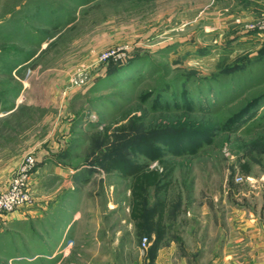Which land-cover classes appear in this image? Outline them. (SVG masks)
<instances>
[{
	"label": "rangeland",
	"instance_id": "obj_1",
	"mask_svg": "<svg viewBox=\"0 0 264 264\" xmlns=\"http://www.w3.org/2000/svg\"><path fill=\"white\" fill-rule=\"evenodd\" d=\"M261 18L264 0H0V172L9 174L0 186L28 153L72 170L47 183V195L78 196L70 238L119 241L115 264L138 263L149 248L142 237L154 245L155 235L145 219L136 225L133 179L108 168L105 151L178 122L224 125L250 105L234 131L197 138L196 154L156 142L171 163L160 192L170 264H209L226 245L240 256L245 227L264 224V150L250 149L264 142ZM178 104L192 110L182 115ZM148 153L133 161L161 171ZM147 198L150 208L154 187ZM0 220V264H17L33 225Z\"/></svg>",
	"mask_w": 264,
	"mask_h": 264
},
{
	"label": "crops",
	"instance_id": "obj_2",
	"mask_svg": "<svg viewBox=\"0 0 264 264\" xmlns=\"http://www.w3.org/2000/svg\"><path fill=\"white\" fill-rule=\"evenodd\" d=\"M38 164L36 163L37 167L31 178L35 203L19 213L9 214L6 218H2L6 219V224L31 222L33 225L32 241L26 244L28 252L17 253L13 257L15 262L17 264L19 262L28 264H115L121 242L75 241L70 238L72 228L78 223L80 217L81 205L78 196L68 192L57 196H55L56 192H49L47 195V190H50L51 186L47 185L48 182L53 183L54 177L67 178L73 171L64 166L54 168L53 165H47L51 163H46L44 160ZM5 171L0 172V178H9V174L6 175ZM74 180L75 185L82 181L78 177ZM68 190L71 191V189ZM245 228L249 231L241 234L243 253L238 256L233 251L232 245H229L230 249L226 245L224 255L220 259L210 261L209 264H264V224ZM152 243L153 241L149 242L145 255L139 257L138 263L137 258L134 264H170L167 249H170L169 245L173 242L169 245L167 242L151 245ZM177 261L179 264H190L185 256H181Z\"/></svg>",
	"mask_w": 264,
	"mask_h": 264
},
{
	"label": "trees",
	"instance_id": "obj_3",
	"mask_svg": "<svg viewBox=\"0 0 264 264\" xmlns=\"http://www.w3.org/2000/svg\"><path fill=\"white\" fill-rule=\"evenodd\" d=\"M183 97H185V95H183ZM183 106L184 107H180L178 104L179 108H183L182 115L192 110L191 106L188 104H184ZM249 107L250 105L244 108V110H241L239 114L231 118V122H227L224 125H216L206 122L194 127L190 126L186 121L178 122L177 128L170 129L169 125H166L167 127L165 128H153L145 131L144 134L129 137V139L122 142L121 145L112 146L108 151H105L104 156L107 158L105 157L103 162H107L105 164L108 168H111L109 166H112L119 169L122 174L130 175L132 177V182L134 184L132 198L136 199L132 206V212L134 218L138 220L136 225L145 228L146 224L142 219L146 220L148 223L147 226L151 225L148 232L154 233V244L160 243L164 235V227L161 224V218L164 213L163 209L165 203L163 195H160V192L169 185L168 182L165 183L162 180L167 178V175L171 170V163L168 161L169 159L164 158L165 150L157 146L156 142H162L163 145L170 146L168 152L172 155L181 156L186 153L192 155L196 154L198 152L197 148L201 143L198 144L197 138L204 137L205 141H208L207 143H209L210 136L215 135V131H234L237 126H240L239 123L241 122V118L244 114L248 113L247 111ZM186 145L192 146V149L185 150L183 147ZM259 148L264 150V142L255 140L250 143L251 150H259ZM144 151L149 152L147 154L148 159H157L159 161L162 165L161 171L156 169L148 170L145 168L146 166L144 164H137L133 161L135 155L143 153ZM131 154H133L132 157L129 156ZM151 186L154 187L155 202L152 207L148 208L146 202L148 199V188ZM155 214L158 215V220L154 224L155 229H152V220L155 217Z\"/></svg>",
	"mask_w": 264,
	"mask_h": 264
},
{
	"label": "built area",
	"instance_id": "obj_4",
	"mask_svg": "<svg viewBox=\"0 0 264 264\" xmlns=\"http://www.w3.org/2000/svg\"><path fill=\"white\" fill-rule=\"evenodd\" d=\"M254 26H251L252 29ZM259 29H264V18H261ZM84 83L83 77L75 78L72 87ZM36 160L32 153L24 155L14 175L4 185L0 186V219L6 218L13 212H20L24 208L33 205V197L30 193V175L35 168ZM149 244L146 236L141 239V248L145 249Z\"/></svg>",
	"mask_w": 264,
	"mask_h": 264
}]
</instances>
